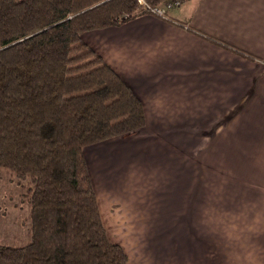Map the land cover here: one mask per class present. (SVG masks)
<instances>
[{
	"label": "crops",
	"instance_id": "0c3cea01",
	"mask_svg": "<svg viewBox=\"0 0 264 264\" xmlns=\"http://www.w3.org/2000/svg\"><path fill=\"white\" fill-rule=\"evenodd\" d=\"M165 16L81 37L144 114L82 150L107 240L127 264H264V0Z\"/></svg>",
	"mask_w": 264,
	"mask_h": 264
},
{
	"label": "trees",
	"instance_id": "16d2710c",
	"mask_svg": "<svg viewBox=\"0 0 264 264\" xmlns=\"http://www.w3.org/2000/svg\"><path fill=\"white\" fill-rule=\"evenodd\" d=\"M0 0V169L26 187L29 242L0 264H127L82 153L144 126L139 98L81 39L168 0Z\"/></svg>",
	"mask_w": 264,
	"mask_h": 264
},
{
	"label": "rangeland",
	"instance_id": "374dc122",
	"mask_svg": "<svg viewBox=\"0 0 264 264\" xmlns=\"http://www.w3.org/2000/svg\"><path fill=\"white\" fill-rule=\"evenodd\" d=\"M163 8V4L158 6ZM27 190L0 169V245L21 247L29 242L30 216Z\"/></svg>",
	"mask_w": 264,
	"mask_h": 264
},
{
	"label": "built area",
	"instance_id": "2783aa9c",
	"mask_svg": "<svg viewBox=\"0 0 264 264\" xmlns=\"http://www.w3.org/2000/svg\"><path fill=\"white\" fill-rule=\"evenodd\" d=\"M139 4L145 5L143 0H137ZM181 0H168L163 3V8L160 7H147L149 13H152L153 15L160 16V17H166L165 13L168 9H171L173 7L179 6Z\"/></svg>",
	"mask_w": 264,
	"mask_h": 264
}]
</instances>
